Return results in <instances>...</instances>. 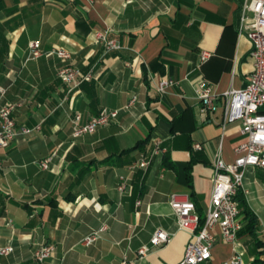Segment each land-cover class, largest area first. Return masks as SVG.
<instances>
[{"label": "crops", "instance_id": "crops-1", "mask_svg": "<svg viewBox=\"0 0 264 264\" xmlns=\"http://www.w3.org/2000/svg\"><path fill=\"white\" fill-rule=\"evenodd\" d=\"M246 2L0 0V102L14 105L18 127L33 129L0 149V248H13L0 264H35V252L47 244L55 251L44 264L182 259L191 236L178 229L169 195L192 196L205 216L214 158L219 153L233 162L242 141L239 124L221 130L220 110L202 112L197 87L204 81L222 95L248 84L251 44L239 30ZM97 31L108 32L123 49L105 53ZM31 41L44 53L67 51L68 64L92 79L68 92L57 76L65 63L55 55L27 60ZM161 79L173 84L159 91ZM132 97L135 103L126 108ZM101 111L117 116L92 134L72 136L75 116L85 124ZM155 141L166 148L167 163L162 155L147 170L130 171ZM121 177L123 192L117 190ZM240 193L257 219L254 237L243 218L235 247L214 229L211 259L202 264H224L233 249L244 264H264V169H247ZM103 227L93 245L80 243ZM158 228L171 234L169 243L137 260V249Z\"/></svg>", "mask_w": 264, "mask_h": 264}, {"label": "built area", "instance_id": "built-area-1", "mask_svg": "<svg viewBox=\"0 0 264 264\" xmlns=\"http://www.w3.org/2000/svg\"><path fill=\"white\" fill-rule=\"evenodd\" d=\"M92 5L95 0H82ZM137 0H123L130 4ZM239 23V30L244 32L251 44L250 59L253 70L249 82L244 89H230L222 95L212 92L209 85L201 81L197 87V96L201 110L204 113L221 111V130L230 124H239V133L242 141L233 149L234 160L226 163L218 153L213 161V178L209 202L206 208L205 220L199 226V216L192 201L184 195L172 193L169 195L168 204L175 217L179 230L188 232L191 236L184 255L177 264H202L211 259L212 248L215 244L214 229H218L221 240L231 246H236L239 235L243 229L239 203L236 200L238 192H244V178L247 169H264V0H246ZM95 40L102 45L105 53L118 52L122 45L111 39L106 31H97ZM46 55H55L65 63L57 71L61 83L68 92L79 88L82 84L92 79L91 72L83 73L68 64L70 54L63 49H54L44 53L38 41L28 44V59L35 60ZM208 57L202 54V59ZM173 84L169 79H161L158 89L163 91ZM1 95L3 90L0 89ZM132 97L126 108L135 103ZM14 105L0 102V149H8L19 136H27L33 129L18 127L13 118ZM117 116L116 111H101L99 115L90 118L82 124L81 117L75 116L72 120V136L77 138L92 134L98 127L107 126ZM38 129V128H37ZM195 150H201L200 144L194 145ZM166 148L161 141H155L149 151H141L136 160L128 167L130 171L147 170L156 157L166 153ZM42 169H47V161L41 163ZM126 179L120 178L117 190L123 192ZM140 205V202H137ZM99 229L84 236L80 243L91 246L100 238ZM171 234L158 228L154 231L149 242L143 244L136 251L137 260L144 259L153 249L161 248L169 243ZM13 251L11 246L0 248V256H7ZM55 248L47 244L38 249L33 258L35 264H44L54 254ZM232 256L224 264H244L241 254L235 249ZM121 264H131L126 258Z\"/></svg>", "mask_w": 264, "mask_h": 264}, {"label": "trees", "instance_id": "trees-1", "mask_svg": "<svg viewBox=\"0 0 264 264\" xmlns=\"http://www.w3.org/2000/svg\"><path fill=\"white\" fill-rule=\"evenodd\" d=\"M262 113H264V112H262ZM146 142L147 141L139 143L136 148H143L146 145ZM164 163H167V156L166 155H164ZM241 197H242L241 193L238 192V194L236 196V200L239 203V209H240L241 217L243 218L244 221H246V225L244 227H245L246 232L254 237L255 232H256V228H257V219L254 217V215H252L251 213H249L246 210L245 203ZM190 200L192 201V203L195 206L196 212L199 216V226L201 227L204 223L205 216L199 212L197 205H196V201L193 199L192 196H190Z\"/></svg>", "mask_w": 264, "mask_h": 264}]
</instances>
